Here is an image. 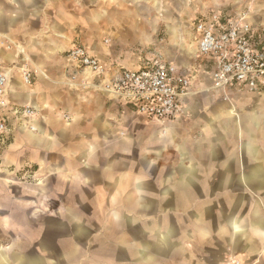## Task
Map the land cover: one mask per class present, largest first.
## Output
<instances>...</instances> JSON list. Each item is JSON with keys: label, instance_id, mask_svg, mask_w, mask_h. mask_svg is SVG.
<instances>
[{"label": "crops", "instance_id": "obj_1", "mask_svg": "<svg viewBox=\"0 0 264 264\" xmlns=\"http://www.w3.org/2000/svg\"><path fill=\"white\" fill-rule=\"evenodd\" d=\"M212 12L229 17L243 11L215 8L196 13L189 8L181 17L165 10L161 0H0V74L7 73L8 80L6 105L0 107L7 128L0 135V241L7 242L0 249V264H66L71 249L79 248L68 246V225L76 226V237L85 238L93 230L82 227L80 219L105 214L107 242L96 246L97 251L106 249L102 264H223L228 256L264 264V209L253 201L243 214L244 199L236 193L252 187L264 200V148L254 144L260 126L245 130L235 118L227 99L237 95L236 89H227V99L213 90L216 97H206L214 62L199 55L194 27ZM248 21L264 37V29ZM164 26L170 44L165 50L156 44L154 51L192 83L180 119L159 127L101 93L64 86L73 73L77 83L87 80L84 71L65 58L73 45L83 46L110 77L156 59L137 52L153 43ZM7 39L22 47L28 62L16 49L6 48ZM23 68L32 73L29 85L23 83ZM212 106L224 110L198 114ZM21 107L33 109L35 115L14 114ZM202 114L209 118L201 133L217 140L233 132L241 139L240 147L227 152L219 140L187 139L188 126L199 124ZM153 146L170 149L176 160L152 161L148 154ZM25 167L33 169L32 185L10 178V170ZM117 173L125 176L120 184L130 191L106 193L103 188L116 185ZM50 178L59 193L47 192ZM20 185L30 190L29 199L18 197L15 187ZM228 189L236 197L226 200L223 193ZM67 201L76 204H62ZM53 202L60 204L52 208ZM77 203L85 208L76 210L82 207ZM27 208L32 213L25 214ZM41 215L49 219L46 244L33 247L41 254H20L24 235L29 246L39 236L17 219ZM53 218L59 219L58 226L53 227ZM53 251H59L58 259Z\"/></svg>", "mask_w": 264, "mask_h": 264}, {"label": "built area", "instance_id": "obj_2", "mask_svg": "<svg viewBox=\"0 0 264 264\" xmlns=\"http://www.w3.org/2000/svg\"><path fill=\"white\" fill-rule=\"evenodd\" d=\"M194 28L198 34L199 55L209 56L214 62L212 83L205 88L206 91L226 93L227 89H236L237 92H264V37L253 30L244 12L229 17L218 12L208 13L196 22ZM6 43L7 49L15 48L28 62L20 46L9 39ZM65 58L76 69L84 71L87 80L91 79L77 83L76 73H73L64 83L68 89L79 87L101 93L162 125L184 116L183 100L192 93L191 80L160 58L137 69H124L110 77H107L106 67L79 44L73 45ZM21 75L24 84H31L29 69L23 68ZM7 85V73H1V108L6 105ZM13 112L25 117L35 115V111L28 107L15 108ZM6 130V124L0 118V135ZM223 264L250 263L237 256H228Z\"/></svg>", "mask_w": 264, "mask_h": 264}, {"label": "rangeland", "instance_id": "obj_3", "mask_svg": "<svg viewBox=\"0 0 264 264\" xmlns=\"http://www.w3.org/2000/svg\"><path fill=\"white\" fill-rule=\"evenodd\" d=\"M161 1H163L164 3L165 10L167 8L169 10H173L176 16H181V17L185 16L184 11L189 8L193 9L196 13L202 12V11H211L215 8L222 9V10H228V11H235V12L243 11L254 26L259 27L260 29H264V0H161ZM172 7L174 9H172ZM165 27L166 26L159 28V30L154 36L153 43L150 42V44L147 47H144L143 50L139 49L140 50L139 53L137 52L139 56L141 55L142 57H144L146 55H155V57L160 58V59L166 58L165 55H162V53L154 51L156 44H160L159 46L164 47V50L167 48V45L170 44L169 42H167V32L165 31ZM109 42L110 41H106L105 43H109ZM205 92L208 93L207 94L208 96L206 95V97H213V98L216 97L213 94L211 95L212 93L211 90L210 92L205 90ZM222 94H223V97L227 99V95L225 93H222ZM229 98L230 99H227V100H230L229 102H227L228 104H230L229 108H233L235 112V118L240 122L241 127L244 124V129L250 130L251 127L255 128V126L257 127L260 126V129H256L255 131V134H254L255 143L254 144L259 146L261 149L264 148V92L263 93H248V92L239 93L237 92V95H230ZM216 99H219V98H216ZM205 108L206 107H202L201 111H199L198 114L200 113L210 114L209 112L217 114L218 113L217 110H220V109L222 111L224 110V108H221L220 106H212V108L209 107L206 109ZM205 114L198 116L199 124L193 123L191 126L189 125L190 127L188 126L187 132L189 133V137L187 139L191 138L192 140H195L198 137H200V138H205L206 142H210V141L216 142L217 140H219L223 142L221 147L223 149H226L227 152L233 151L240 147L241 139L236 138L235 133L233 132L229 133L227 137H222L217 140H216V137L214 136L211 137L210 139L207 137L206 133L204 132L201 133V130L199 128L204 127V120L207 122L209 118V116H205ZM248 116H251V120L249 122L245 120ZM255 116L257 117V121L254 118ZM252 117L254 119L253 121H252ZM229 123H230V119H229ZM158 126L160 127V126H165V125L158 124ZM203 134H205L206 136ZM155 147L156 146L149 147L151 148L150 149L151 151L148 154V158L151 159L152 161L154 160L157 162H165V161L170 162V161L176 160V154H174L170 149L164 148V150L158 151L157 149H155ZM135 149L138 151L139 147H136ZM135 155L134 156L137 157L136 158V161H137L139 154L137 153ZM10 173L13 176V177L10 176V178H14L17 181L24 183L25 186L32 185L35 183L33 179V169L30 167H25V169H16V170L12 169L10 170ZM122 178H125V176H121L120 173H117L116 185L109 187V190L108 189L106 190L105 188H103L105 192L109 193L113 189H114V193L116 194H125L129 192L130 186L120 184L121 182L124 181ZM56 183L57 182H54V179L52 178L48 179L47 186H46V190L48 193L54 194L58 192L59 186L56 185ZM25 186L20 185V186L15 187V190H18V197L21 199H29L30 197L29 194H31L30 190H27V187ZM70 188L74 189V187H69V189ZM235 188L236 187H234V189ZM87 193H90V191L88 190ZM236 193L239 194L240 196H243L244 206L241 208L243 214H245L248 211L251 204H253V201L260 202L262 206V210L264 209V200H262L263 199L262 196L261 195L258 196L256 191L253 190L252 187H248L247 189L245 188V190L242 193H239V192H236ZM223 195H225L226 200H229L230 198L233 199L232 197H236L235 192H232L231 189H228V192L227 193L224 192ZM59 204L60 203L53 202L52 208H54V206H57ZM62 204H65L69 207L76 203L67 201V202H63ZM77 204L82 205V207L77 208L76 210L82 211L81 209L85 208V206L83 207V203H77ZM101 204L103 206H107V208L108 206L113 207L112 205H108L107 202H103ZM116 204L121 205L123 203H116ZM86 210L87 209H85V213H87ZM30 212H31L30 209L27 208V210H25L24 213L28 214ZM17 220L19 222L25 223V227L30 233L36 231L38 232V236H39V237L37 236L38 237L37 242L36 243L30 242L31 244L29 246L27 244V238H24L25 235L23 234L24 237L22 238L19 235V237L21 238V241H23V243L21 242L22 244H21V248L19 249V253L22 255H28V256H34V255L38 256V253L41 254L40 250H36L33 247H36V245L42 247L46 244L44 242L43 237H45L44 231L47 232V230L49 229V223H48L49 219H47L44 215H41L35 218H28V219L21 217L20 219H17ZM52 220H53V224H52L53 227L55 226L56 223L58 226L59 219L53 218ZM80 220H81L82 227L89 228V230H93V232L87 235V237L85 238L76 237V236H79V235H76L78 234V230L76 226L72 224L68 225V229H69L68 240H67L68 246L75 244L79 248H75L74 250L71 249L73 258L71 255V257L69 258L70 261L67 259L68 263L66 264H97V263L102 264L103 261H106L105 259L106 249H100L99 251H97L99 247H96V246L99 244L103 246L106 245L107 215L105 214L104 216L100 218H83ZM23 223H20V224H23ZM54 229L55 228H53V230ZM75 230L77 231L76 233H75ZM56 231H59L58 227ZM57 244H60V239L57 240ZM6 245H7V242L0 241V249L6 247ZM77 249L79 251L78 256L75 254V251ZM41 251L43 252V250ZM58 252L59 251H53V254H54L53 258L58 259L57 258ZM93 252L94 254H97L98 252V255L91 256ZM47 253L49 252L47 251ZM83 253L86 255H84V257H81ZM100 255L104 257L101 258Z\"/></svg>", "mask_w": 264, "mask_h": 264}]
</instances>
